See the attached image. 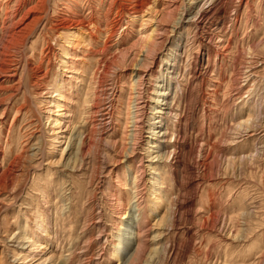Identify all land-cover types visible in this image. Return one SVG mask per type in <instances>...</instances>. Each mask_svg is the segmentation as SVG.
I'll return each mask as SVG.
<instances>
[{"label":"rangeland","instance_id":"obj_1","mask_svg":"<svg viewBox=\"0 0 264 264\" xmlns=\"http://www.w3.org/2000/svg\"><path fill=\"white\" fill-rule=\"evenodd\" d=\"M142 1L0 0V264H264V0Z\"/></svg>","mask_w":264,"mask_h":264},{"label":"bare ground","instance_id":"obj_2","mask_svg":"<svg viewBox=\"0 0 264 264\" xmlns=\"http://www.w3.org/2000/svg\"><path fill=\"white\" fill-rule=\"evenodd\" d=\"M203 1V0H202ZM217 1H219V0H204V2H203V4L202 5H200V7H199V9L196 11V13L193 15V13L191 14L190 12V14L189 15H191V16H189V15H187L186 17L184 16V15H182V18L181 19H185L186 18V20L187 21H190L191 22V20H193V18H194V20H193V22L196 20V21H201L206 15H210V14H212L213 12H214V6L217 4ZM222 1V0H221ZM232 1V0H231ZM237 1V0H236ZM241 1V0H240ZM20 2H21V0H15V3H14V5H16V6H18V5H21L20 4ZM220 2V1H219ZM234 2V1H233ZM238 2V1H237ZM11 3V2H10ZM10 3H6V12L4 13V17H5V20L7 19V21L9 20L10 21V24H9V26H7V28H6V32L11 36V37H17V38H21V39H23L24 41L25 40H27L28 38H29V36L33 33V30H32V28H31V26L33 25L34 26V24H35V22H37V20H38V18H36V19H33L32 20V22H31V24H26L24 27H21V29L20 30H14V26H16V25H18L19 23H21L22 22V20L25 18L24 16L27 14V11H25V14L22 16V17H20L19 19H17V21H15L16 20V15H17V13H18V11H20V9H21V6H18L17 8H14L13 7V5L11 4L10 5ZM148 4H149V2H146V0L145 1H142L141 3H136L135 4V6L133 7V12L134 13H137V12H140V11H142V9H143V7H146V5L148 6ZM240 4V3H239ZM239 4H237V5H233V7H236V8H234L235 10H238V8H239ZM214 5V6H213ZM231 5V6H232ZM215 7H217V6H215ZM11 8H12V10H11ZM216 9V8H215ZM228 9V8H227ZM29 12V11H28ZM132 12V13H133ZM214 13H216V12H214ZM213 13V14H214ZM171 15V14H170ZM212 16H214V15H212ZM208 18V17H207ZM6 21V22H7ZM203 22V21H202ZM225 22V21H224ZM232 22V21H231ZM217 23V22H216ZM88 24L89 25H94L95 24V22L92 20V18L90 17L89 18V21H88ZM213 24H215V23H213ZM226 25V24H225ZM10 28H11V30H10ZM213 31H214V29H212ZM154 31H156V28H155V30ZM155 35V34H154ZM146 37V45H147V47H148V50H149V48L151 47L150 45H151V43H152V41H153V43H155L154 41L156 40V38H158V37H155V36H153V34H151V35H146L145 36ZM23 41V42H24ZM220 42V41H219ZM146 45H145V47H146ZM144 47V48H145ZM143 48V47H142ZM251 49V48H250ZM138 64H139V62H138ZM142 67V66H141ZM3 68V67H2ZM136 68V67H135ZM1 70H3V69H1ZM5 70V69H4ZM65 70H68V69H65ZM142 70V69H141ZM13 71H15L14 72V74H10V75H15L16 74V72L18 71H16V69H14ZM136 71H137V73L136 74H138L139 75V77L136 79V80H134V78H131L132 77V74H131V76H130V80L131 81H133V83H131V87L132 88H134L136 85H138V84H136V83H139V81H138V79L140 78V79H144V78H146L145 77V75H143V73L142 74H140V72H138V71H140V67H137V69H136ZM7 72V71H6ZM149 72H147V74H148ZM136 78V77H135ZM6 80V79H5ZM142 82H143V80H142ZM2 83H4V81L2 82ZM1 86V85H0ZM105 86V85H104ZM254 87V86H253ZM104 90V89H103ZM132 90V89H131ZM135 90V89H134ZM112 92V91H111ZM113 93V92H112ZM138 93H140V92H138ZM104 94H106L105 92H104ZM110 94V93H109ZM134 94V95H133ZM138 95V94H137ZM160 95H165V93H162L161 92V94ZM100 96V95H99ZM106 97H108V96H106ZM131 97L132 98H134L135 99V101H136V103H134V104H136L135 106H136V110H139L140 108H142V107H144V104L143 105H141L140 103H141V101L140 102H138V100H139V97H141V96H136L135 95V92H131ZM64 98H65V96H64ZM63 98V99H64ZM109 98V97H108ZM110 99V98H109ZM108 99V100H109ZM65 100V99H64ZM113 100V99H112ZM111 100V101H112ZM66 101V100H65ZM143 102V101H142ZM111 103V102H110ZM145 103V102H144ZM107 104V103H106ZM132 104V103H131ZM109 105V104H108ZM112 105V104H111ZM107 108V107H106ZM58 111H61L62 109L60 108V105H58ZM110 110V109H109ZM102 111V110H101ZM59 113V112H58ZM135 112H133L131 115H132V117L134 118V114ZM109 114H111L108 110H106V112H104V113H101V116L103 117L102 119H101V121L102 122H100V124L102 123L103 124V126H106L107 125V123H105L104 121L106 120V116L107 115H109ZM134 114V115H133ZM137 115V114H136ZM114 116V115H113ZM106 117V118H105ZM132 118V119H133ZM135 119V118H134ZM133 119V123H134V126H135V131H136V129H137V127H139L140 125H138L139 123H138V121H137V118L134 120ZM139 119V118H138ZM140 120V119H139ZM110 121V120H109ZM247 121V120H246ZM108 123H110V122H108ZM163 134V133H162ZM166 134V133H165ZM127 137V136H126ZM135 139V138H134ZM133 139V140H134ZM167 143V142H166ZM156 144V143H155ZM156 146H158L159 147V144L158 145H156ZM156 146H153L152 145V147H156ZM133 147V146H132ZM134 148V147H133ZM174 154V153H173ZM123 156V155H122ZM170 157V156H169ZM174 158V157H173ZM158 160V159H157ZM174 162V161H173ZM134 184H136L137 185V180H136V177H135V183ZM177 200V199H176ZM180 200V199H179ZM179 200H178V202H179ZM181 200H183V199H181ZM188 200V198H184V200H183V202H182V205H183V203L185 204L186 202H189V201H187ZM180 203V202H179ZM178 203V204H179ZM174 204H176V203H174ZM174 213V212H173ZM176 215H177V213H175ZM176 215L175 216H173V217H176ZM186 215V214H185ZM137 217H139V214H137ZM174 219H176V222H177V218H174ZM173 219V220H174ZM187 219V218H186ZM175 221V220H174ZM177 225L178 224H175V223H173V228H177ZM186 226V225H185ZM184 228V227H183ZM172 229V228H171ZM178 229V228H177ZM169 230V229H168ZM165 232V231H164ZM162 235V234H161ZM139 247V246H138ZM140 248V247H139ZM171 249V248H170ZM138 251H140V249H138ZM170 253V252H169ZM138 255V254H137Z\"/></svg>","mask_w":264,"mask_h":264}]
</instances>
